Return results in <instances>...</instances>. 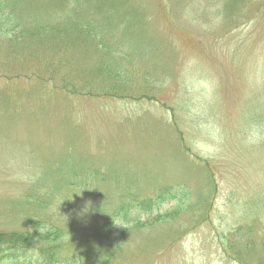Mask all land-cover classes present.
Instances as JSON below:
<instances>
[{
    "label": "rangeland",
    "instance_id": "rangeland-1",
    "mask_svg": "<svg viewBox=\"0 0 264 264\" xmlns=\"http://www.w3.org/2000/svg\"><path fill=\"white\" fill-rule=\"evenodd\" d=\"M129 2L160 38L141 62L60 33L0 40V231L51 219L78 254L113 205L152 198L132 212L176 215L128 228L110 264H264V0ZM103 63L128 82L93 74Z\"/></svg>",
    "mask_w": 264,
    "mask_h": 264
},
{
    "label": "trees",
    "instance_id": "trees-1",
    "mask_svg": "<svg viewBox=\"0 0 264 264\" xmlns=\"http://www.w3.org/2000/svg\"><path fill=\"white\" fill-rule=\"evenodd\" d=\"M50 3L55 9L41 6L39 0H0V40H6L8 46L26 44L28 47L36 40L42 41L47 35L62 40L58 35L60 33L65 38H73L74 41V38L97 41L102 54L119 53L117 47H121L123 52L125 50L130 52L129 55L122 52L125 55L124 60L138 57L139 62L145 60L155 46L159 47L160 38L157 40L153 33L147 35V38L138 34L136 17L142 15V11H137L134 5L131 6L129 0H50ZM119 13L127 17L133 15L134 22L122 26L123 22H118ZM23 14L30 17L23 18L21 17ZM114 29H120L122 32L118 39L116 36L112 38L99 34L106 30L112 33ZM149 30L151 31L150 28ZM109 62L113 66L119 64L116 61ZM91 71L95 75L109 79L110 83L114 78L116 81L113 84L121 85L128 82V79L125 82V79L119 77L118 68L114 69L107 63L99 64ZM118 88L121 87H116L113 91H118ZM37 203L42 204V201ZM155 203L156 199L145 198L113 205L111 211L100 219L102 223L95 229L96 231L89 234L90 247L73 255L64 254L62 248L67 244L71 245L75 237L74 231L58 226L51 219L31 218L32 231L22 233L0 231V262L2 259L8 262L15 259L19 260L17 264H110L121 248L123 235L128 228L145 227L147 221L152 224L174 218L177 208L173 211L157 212L156 215H148L143 219L132 212L134 209L137 212V208L141 209L140 212L150 211ZM114 221L125 226L117 229L118 235L112 234L114 228L110 226L115 224ZM22 256L29 258L22 259Z\"/></svg>",
    "mask_w": 264,
    "mask_h": 264
},
{
    "label": "clouds",
    "instance_id": "clouds-1",
    "mask_svg": "<svg viewBox=\"0 0 264 264\" xmlns=\"http://www.w3.org/2000/svg\"><path fill=\"white\" fill-rule=\"evenodd\" d=\"M87 210H88V205L85 206L84 211H87ZM114 223H115V225H117V226H123V227H125L123 224H121V223H119V222L114 221Z\"/></svg>",
    "mask_w": 264,
    "mask_h": 264
}]
</instances>
